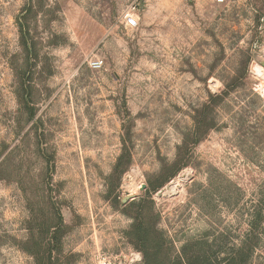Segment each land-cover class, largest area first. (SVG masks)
<instances>
[{
  "label": "rangeland",
  "instance_id": "rangeland-1",
  "mask_svg": "<svg viewBox=\"0 0 264 264\" xmlns=\"http://www.w3.org/2000/svg\"><path fill=\"white\" fill-rule=\"evenodd\" d=\"M155 242L264 264V0H0V264Z\"/></svg>",
  "mask_w": 264,
  "mask_h": 264
},
{
  "label": "trees",
  "instance_id": "trees-1",
  "mask_svg": "<svg viewBox=\"0 0 264 264\" xmlns=\"http://www.w3.org/2000/svg\"><path fill=\"white\" fill-rule=\"evenodd\" d=\"M145 244L150 243V240L144 238ZM153 251L144 249V264H223L224 261H229V264H240L238 253L229 254L227 259L221 257V249H200L198 253L191 252L190 249H181L180 253L172 258L168 253H162L159 243L155 242ZM214 250V251H212Z\"/></svg>",
  "mask_w": 264,
  "mask_h": 264
},
{
  "label": "built area",
  "instance_id": "built-area-1",
  "mask_svg": "<svg viewBox=\"0 0 264 264\" xmlns=\"http://www.w3.org/2000/svg\"><path fill=\"white\" fill-rule=\"evenodd\" d=\"M218 4H222L224 3V0H213ZM130 21L132 22V20L130 19ZM97 264H116L115 261L108 256H104Z\"/></svg>",
  "mask_w": 264,
  "mask_h": 264
},
{
  "label": "crops",
  "instance_id": "crops-1",
  "mask_svg": "<svg viewBox=\"0 0 264 264\" xmlns=\"http://www.w3.org/2000/svg\"><path fill=\"white\" fill-rule=\"evenodd\" d=\"M121 264H134V263H128V262H124V263H121Z\"/></svg>",
  "mask_w": 264,
  "mask_h": 264
}]
</instances>
